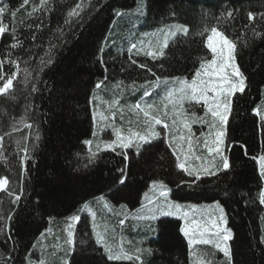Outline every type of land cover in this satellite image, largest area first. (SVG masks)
<instances>
[{"label":"trees","instance_id":"obj_1","mask_svg":"<svg viewBox=\"0 0 264 264\" xmlns=\"http://www.w3.org/2000/svg\"><path fill=\"white\" fill-rule=\"evenodd\" d=\"M140 1L146 31L185 27L159 55L131 43L116 47L113 40ZM0 2L16 9L21 0ZM213 31L231 43L242 79L241 91L227 102L221 158L203 153L197 160L184 149L178 155L164 137L124 149L96 146L95 98L101 107L118 100L115 117L127 125L137 96L148 105L169 102L172 114L159 118L182 127L193 99L173 105L172 95L158 102L150 86L158 79L187 82L212 62L207 39ZM258 33L264 34V0H26L14 16L0 11V90L7 86L0 93V264H25L26 253L39 259L41 232L68 216H74L69 264H190L178 219H158L156 239L144 250L124 244L126 251H139L138 259L113 260L97 245L90 216L79 214L100 196L133 211L152 183L168 192L170 186V199L184 204L220 201L235 234L228 240L234 264H264V206L256 202L258 172L264 177V39ZM130 94L136 97L128 100ZM125 179L127 186L115 192ZM122 221L103 223L121 233Z\"/></svg>","mask_w":264,"mask_h":264},{"label":"rangeland","instance_id":"obj_2","mask_svg":"<svg viewBox=\"0 0 264 264\" xmlns=\"http://www.w3.org/2000/svg\"><path fill=\"white\" fill-rule=\"evenodd\" d=\"M142 4L143 2L140 1L133 11L125 14L124 22L127 24L122 26L113 40L116 47H121L123 42L131 43L138 49H146L149 55H159L168 41L185 33V27L173 24L170 27L146 31L142 27V17L139 14L140 10L142 11ZM207 47L213 60L191 80L185 82L178 79H158L150 86L151 90H154L153 99L159 100L158 102L167 100L172 95H175L173 99L176 100L171 101L173 105L180 104V100L193 99L196 106L187 113L189 118L182 127L179 128L167 121L162 123L159 118L163 113L167 116L172 114L167 109L170 106L169 102L148 105L143 96H137L139 99L132 107L135 115L128 117L130 123L127 125L126 121L115 117L117 105L122 106L118 100L110 105L104 103L101 107L99 99L95 98L92 139L99 140L95 143L96 146L102 150L124 149L132 143L141 145L164 137L170 145H173L178 155L183 149L190 152L197 160L203 158V153L204 156L214 158L222 155V126L226 120L227 102L235 92L241 91L242 79L233 59V47L224 36L216 31L211 32L207 39ZM222 72H226L227 75L221 74ZM6 87L0 90V93ZM135 97L134 94H130L127 99L131 100ZM175 111L177 110H173L174 113ZM174 113L173 115L176 116ZM198 152H201L199 157H197ZM184 155L182 154V157ZM181 167L184 168L182 165ZM260 168H264V162H260ZM4 188L5 180H0V191ZM146 193L139 206L141 209L139 212L136 209L127 211L121 206L114 207L102 196L90 203L97 205V208L89 204L92 212L95 213L94 220L87 212L88 209L82 206L79 210V214L87 213L92 225H96V231L104 235L113 260H125L127 256L138 259L139 251H126L124 244L137 243L143 249L144 243L156 239V221L162 217H171L181 221V233L189 246L190 264H230L227 231H222L219 237L210 232L205 233L203 237L186 234L188 229L186 220L183 216L174 215L178 208L170 202L167 187L161 183H152ZM105 204L108 206L105 207ZM189 205L205 206L185 204L184 211L190 210ZM108 217L123 220L120 226L122 224L125 226L121 233L120 229L112 232L105 227L103 222ZM73 224L74 216L54 220L48 227L51 231L44 232L41 236L42 240L45 239L42 245L46 247L41 245L38 250L40 249L39 254L45 264H64L67 260L72 246Z\"/></svg>","mask_w":264,"mask_h":264},{"label":"snow or ice","instance_id":"obj_3","mask_svg":"<svg viewBox=\"0 0 264 264\" xmlns=\"http://www.w3.org/2000/svg\"><path fill=\"white\" fill-rule=\"evenodd\" d=\"M26 0H21V3H25ZM20 4L18 5L17 8L20 7ZM0 11H7L9 12L10 15H15L16 9H11L9 8V6L6 3L0 2ZM124 13H121L119 10H116L115 15L116 16H122ZM190 31V29H189ZM173 35H175V33H173ZM258 38L264 39V34L258 33L257 34ZM53 47H55V45H53ZM105 50L104 46H102L100 48V52L103 53ZM53 61H49V63H52ZM221 74L223 75H227L226 72H222ZM244 79L246 80L247 78L244 77ZM97 85H94L93 87H96ZM159 122V121H158ZM157 135H159L157 133ZM231 167V165H230ZM229 169H225V171H229ZM219 174V173H217ZM207 177V173H205L204 176L201 177V179H204ZM258 178L260 179L261 182V187L257 192L256 195V202H258V204L260 206H264V199H261V196L264 195V177L260 176V173L258 172ZM119 187L114 188L115 192H120L122 191L126 186H127V179H125L124 181H117ZM103 191V190H101ZM94 196L96 194H93ZM147 193L146 192H142L140 193V196H146ZM171 195V187L169 186V198ZM225 199L227 200L229 198V194L227 192H225L224 194ZM170 202L172 204H175L178 208V211L176 213H174L175 216H183L186 220V223L188 225V229H187V233L189 235H193V236H201L203 237L205 235V233H212L213 235L219 237L220 233L222 231H227L228 233H230V235L228 236V240L229 241H233L235 239V234H234V230L232 229V227L229 226V217L227 215L226 212V207L223 206V204L220 201H216L214 204H210V205H205L203 207H196V206H191L189 205L188 207L190 208L189 211H184L185 208V204L182 202L177 201L176 199H170ZM139 203H141V200L139 201ZM108 205L105 204V207H107ZM121 207H126L125 204H121ZM83 208L84 209H88V213L89 215L93 218V220L95 219V213L92 212L89 203H84L83 204ZM136 211L139 212L141 211V209L139 207L136 208ZM70 219L72 217H69ZM81 219V217L79 215H77L75 217L76 222H79ZM259 219H264V214H262ZM180 229V226H178V230ZM92 230L94 232L95 235V240L97 245L102 246L103 251L105 253H109L108 258L112 259V255L110 254V248L108 247L104 235L100 232L96 231V225L93 224L92 225ZM47 231H51L50 229H47L46 231H42L41 232V236H43L44 232ZM262 232H264V229L261 230ZM39 243V241H36L35 243H33L31 245V248L35 251L36 248V244ZM261 243H264V238H261ZM42 247H46V245H42ZM229 249L231 248V244H228ZM222 256H223V252H221ZM72 255V253L69 254V257ZM119 258V257H117ZM126 259H131L132 257L127 256L125 257ZM10 259V257H9ZM229 260H230V264H234V260H232V258L229 256ZM25 264H45V261L40 257L39 259H33V255L32 254H25ZM64 264H69V260H65Z\"/></svg>","mask_w":264,"mask_h":264}]
</instances>
